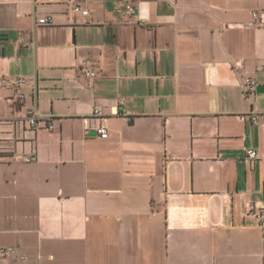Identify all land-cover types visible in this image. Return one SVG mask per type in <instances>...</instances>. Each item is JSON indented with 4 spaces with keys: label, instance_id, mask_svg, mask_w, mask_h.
I'll use <instances>...</instances> for the list:
<instances>
[{
    "label": "crops",
    "instance_id": "1",
    "mask_svg": "<svg viewBox=\"0 0 264 264\" xmlns=\"http://www.w3.org/2000/svg\"><path fill=\"white\" fill-rule=\"evenodd\" d=\"M263 19L264 0H0V264H264Z\"/></svg>",
    "mask_w": 264,
    "mask_h": 264
},
{
    "label": "built area",
    "instance_id": "2",
    "mask_svg": "<svg viewBox=\"0 0 264 264\" xmlns=\"http://www.w3.org/2000/svg\"><path fill=\"white\" fill-rule=\"evenodd\" d=\"M71 10L73 12L81 14L83 16L89 15V9L85 8V6H83V4L80 2H72L71 3ZM126 12L129 15L134 16L137 12V7L132 3H127L126 4ZM252 15L254 18H258L259 12L253 11ZM261 21L264 23V19ZM38 24L39 25H52V24H54V18H53V16L41 17L38 19ZM82 72L87 78H94L97 76V72L93 68H90V67L82 68ZM26 82H27V78H25V77H19V78H16L14 80V84L18 87L23 86ZM256 86H257V81L254 78H252V77L245 78L244 83H243V89H244L245 94H247V95L252 94L255 91ZM17 95L21 99H24V97H25L24 94L20 91L17 92ZM124 104H125V99L121 98L119 100V105L122 106ZM94 115L95 116H101L102 115L101 114V108L99 106H97L95 108ZM246 117H247L246 115H241L242 119H245ZM252 120L255 123H257L258 116L253 115ZM28 121H29L31 127H33V128L39 127L41 125H42V127L46 128L48 130H51L53 128L52 119L41 117L39 112L36 110H32L30 112V114L28 115ZM42 122H44V123L42 124ZM85 122L88 123L87 119H85ZM97 132H98L99 136L102 138H108L109 134H110L109 128L104 124H101L97 127ZM37 155H38L37 149H33L30 154L21 155V156H19V158L23 162H33L37 159ZM244 156H245V158L254 161V160L259 158V151L256 147H253V146L247 147V148H245ZM249 213L253 217H255L258 225L264 231V203H262V202L256 203L251 208V211ZM14 251L15 250L12 247H0V255H2V256H10L14 253Z\"/></svg>",
    "mask_w": 264,
    "mask_h": 264
}]
</instances>
